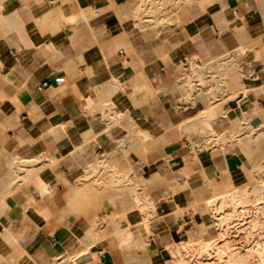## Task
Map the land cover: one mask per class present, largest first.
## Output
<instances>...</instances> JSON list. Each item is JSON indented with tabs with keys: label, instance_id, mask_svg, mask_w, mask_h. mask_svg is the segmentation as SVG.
Wrapping results in <instances>:
<instances>
[{
	"label": "crops",
	"instance_id": "crops-1",
	"mask_svg": "<svg viewBox=\"0 0 264 264\" xmlns=\"http://www.w3.org/2000/svg\"><path fill=\"white\" fill-rule=\"evenodd\" d=\"M107 3L108 0H74V3L70 0L63 7L65 15L59 20L42 24L34 17H39L49 10L51 5L47 2L41 8L37 7L33 0H0V36L5 35L9 27L17 23L21 26L24 24L34 44L33 47L27 33L18 32L22 44L26 48H33L17 53L7 40L0 39V62L4 64L0 69V146L9 152L16 150V155L10 158V162L0 165V168H3L0 172V184L7 175L14 174L18 167L20 171H24V165L36 164L34 165L36 168L28 170L27 178L31 190L36 193L35 197L27 200L26 196L18 194L15 198L9 199L10 194L0 192V264H117L116 253L111 246L101 250L94 242L97 238L93 231L97 227L95 221L101 217L92 216L89 219L88 210L74 207L71 199L68 200L67 209H62V200L52 195L49 185L50 178L56 174L62 158L60 155L66 154L61 151L55 157L49 155L52 144L56 143L57 152L69 143L79 145L83 140L87 145L90 137L92 140L98 139L93 132L99 133L107 126L108 121L103 119L106 117L115 119L110 114V108L114 106L110 105V100L105 99L104 89H110L108 96L124 92L129 86L140 91L139 82L142 80L143 87L148 88L144 73L137 70V63L133 62V53L128 50L131 46L125 47L124 53L118 51L122 37L116 35L122 33L123 29L112 11L90 21L91 27L88 32L87 29L82 31L77 27L81 18L87 21L86 12L98 11L106 7ZM116 3L122 5L125 0H116ZM77 10L80 13L79 17L75 14ZM205 11L209 15L203 16L195 26L189 25V33L200 32L205 45L213 54L219 48L217 41H220L229 48L226 55L238 53L247 64L253 65L255 74L249 72L247 78L241 79L250 88L261 87L246 88L247 93L241 103L245 102L254 119L264 120V72H261V64L264 63L262 45L264 6L257 3V0H215ZM214 13L216 15L211 18V14ZM256 20L260 22L250 23ZM65 25L68 26L64 28ZM37 28H41L42 32L61 33L55 37L51 34L41 37ZM224 31L226 32L223 33ZM127 34L129 42L133 44L137 53L141 54V58L146 63H151L154 59L152 51L154 44L145 41L135 32ZM16 38L15 33L10 34L9 39ZM89 47L93 49L91 52H87ZM246 47L249 49L242 52ZM113 48L117 49L115 53H112ZM159 59L163 61L167 57ZM156 64L159 68L164 67L159 61H156ZM142 66L143 61L140 60V67ZM14 67L17 70L13 69ZM153 71L158 73L155 68ZM133 73L135 76L129 80ZM56 78H63L64 82L56 86L53 84ZM43 82H48L50 86L42 88ZM244 83L239 85L240 89L245 87ZM148 91L152 94L151 88H148ZM116 99L121 101L120 110H123L125 105L131 107L129 101L137 106L141 103L136 100L135 92L129 94L128 100L123 95L117 96ZM141 110L147 111L143 108ZM117 116L121 114L118 113ZM116 123H119V119H116ZM155 130L154 124L153 131ZM118 131L114 130V134ZM138 135L143 136L145 141L151 139L147 132H140ZM99 140L104 142L106 137L101 135ZM18 144L22 147L17 148ZM180 148L177 140H165L161 136L159 140L146 143L144 153L145 155L160 153L163 158L170 160L172 157L167 154H173L175 157ZM245 154L247 155V152ZM29 157L33 158L26 159ZM180 159L185 161V168L181 171L188 175L193 165L201 158L194 155L191 159L187 156L183 158L181 156ZM203 161L204 165L208 164L207 154ZM39 162L43 163V167L38 164ZM240 163V159L232 156L225 160L222 174L227 180L223 185L224 190L217 191L213 188L214 194H207L202 184L199 185L202 188L197 190L200 177L194 175L190 181V188L185 190L182 196H176V192L183 191L188 187L187 184L183 188H171L170 194L166 193L161 197L163 203L153 199L152 195L156 198L162 196L167 191L168 179L172 177L164 176L158 166H153L150 169L154 174L152 177L143 175L137 177L140 183L132 190L136 197L135 207L127 211L113 212L104 218L111 221L115 228L114 239L120 248L125 245L138 247L140 241L135 238L136 232L142 231L144 236L149 238L144 247L150 248L157 256V264L161 254L157 252L156 241L163 245V258L169 264L171 252L182 240L197 241L198 239L192 237L198 236L199 232H204L202 238L205 233L214 237L216 232L211 227L208 228L213 219L207 212L206 205L210 206L215 196L222 197L235 190L238 197L245 192V197L253 200L254 205L257 201L259 205H264V194L261 192L257 196L254 194V189L264 188V179H260L253 170ZM159 164L163 165L164 161L160 160ZM170 166L173 172L179 170L175 159L170 161ZM229 166L233 173L238 166L241 167L247 182L239 187L234 186L228 172ZM220 167L221 165H216L217 169ZM113 171L115 172V168ZM200 172L201 175L204 174L203 166ZM57 179L60 177L57 176ZM113 179L115 183H119ZM205 180H208L207 176ZM51 182L55 183L54 180ZM141 184L144 185V192L138 194ZM120 195L118 192L113 194V203ZM201 198H204L203 203ZM69 213L76 215L77 218L83 215L90 227L86 231L72 229L67 222ZM254 213L262 217L264 212L259 210V214L257 211ZM145 214L149 215L148 222L152 223L151 226L141 224ZM130 215L133 221L139 220L138 223H129ZM116 221H119V224ZM120 225L126 227L121 230ZM90 240L93 242L89 243Z\"/></svg>",
	"mask_w": 264,
	"mask_h": 264
},
{
	"label": "clouds",
	"instance_id": "clouds-1",
	"mask_svg": "<svg viewBox=\"0 0 264 264\" xmlns=\"http://www.w3.org/2000/svg\"><path fill=\"white\" fill-rule=\"evenodd\" d=\"M46 2L51 5L49 10L39 17H34L42 24L59 20L62 15H65L63 7L70 0H33V3L41 8ZM71 2L74 3V0ZM214 2L215 0H125L124 4L118 5L116 0H108L107 6L98 11L89 7L94 12H86L87 21L81 18L77 25L80 30L87 29L88 32L91 27L90 21L112 11L117 23L123 29L122 33L116 35V37H122L118 51L124 53L125 47L131 46L128 50L133 53V62L137 63V70L144 73L148 88L152 89L150 94L148 88L143 87V80L139 82L140 91L129 86L124 92L108 96L110 89H104L105 99L110 100V105L114 106L110 108V114L115 119L107 117L103 119L108 121L107 126L99 133L93 132L98 139L92 140L90 137L87 145L83 143V140L79 145L69 143L64 149H58V152L56 143H53L49 150V155L53 157L61 151L66 153L60 155L62 158L56 174L50 178L52 195L62 200V209H67L68 200L71 199L74 207L88 210L89 219L92 216L101 217L100 220L95 221L97 227L93 231L97 234V238L94 242L101 250L111 246L116 253L117 264H157V256L151 252L150 248L144 247L149 242V238L145 237L142 231L136 232L135 238L140 241L138 247L125 245L120 248L114 239L115 228L112 222L104 219L113 212L127 211L135 207L136 197L132 190L140 183L137 177L140 175L152 177L154 174L150 169L153 166H158L164 176L172 177L168 179L167 191L162 196L156 198L151 193L153 199L161 203L164 202L161 197L166 193L170 194L171 188H183L187 184L188 187L183 191L176 192V196H182L184 191L190 188V181L194 175L200 177L197 190L204 187L207 194H214L213 188L217 191L224 190L223 185L227 177L222 174L223 165L229 156L240 159V165L253 170L257 177L264 179V120L254 119L252 111L247 109L245 102L241 103L244 97L237 95L241 90L239 85L244 83L241 78H247L249 72L254 73L253 65L247 64L238 53L226 55L229 48L220 41H217L219 48L213 54L205 45L200 32L190 34L188 31L189 25L195 26L203 16L209 15L204 9H208ZM257 3L264 6V0H257ZM75 14L78 17L80 15L78 10ZM215 15L216 13L211 14V18ZM259 22V20L250 21L252 24ZM66 26L68 25L64 28ZM107 26L108 21L105 22V27ZM37 29L41 37L49 34L55 37L61 33V31L42 32L41 28ZM18 32L28 35L26 26L17 23L7 28L5 35L0 36V39L7 40L17 53L24 49H32L34 44L30 36L28 35V38L32 41L33 47L26 48L18 38ZM128 32H135L145 41L154 44L152 48L154 59L151 63H146L141 58V54L137 53L133 44L129 42ZM11 33H15L17 38L9 39ZM92 50L89 47L87 52ZM106 51L109 54L108 50ZM116 51L117 49H112V53ZM160 57H167V59L161 61ZM140 60L143 61L142 67H140ZM156 61L164 67L159 68ZM3 67L4 64L0 62V69ZM121 67L125 69L123 64ZM154 68L158 70V73L153 71ZM13 69L17 70L15 67ZM261 72H264V63L261 64ZM133 76L135 73L129 80ZM244 86L249 89L261 87L250 88L245 83ZM133 92H135L136 100L141 102L139 106L129 101L131 107L125 105L123 110H120L121 101H118L116 97L123 95L128 100L129 94ZM144 101L146 103H143ZM142 108L147 111H142ZM118 113L121 116H117ZM116 119H119V123H116ZM154 124L155 131H153ZM116 129L119 131L114 134ZM140 132H147L151 139L145 141L143 136L138 135ZM101 135L106 137L104 142L99 140ZM161 136L165 140H177L181 145L175 157L173 154H167L172 157L170 160L163 158L160 153L147 155L144 153L145 144L159 140ZM19 147L22 146L18 144L17 148ZM213 153H215L214 158ZM205 154L209 161L207 165H204L203 161ZM15 155V149L9 152L0 146V165L10 162V158ZM194 155L201 159L193 165L190 173L185 175L181 171L185 168V161L180 158L187 156L191 159ZM173 159L179 169L175 172L170 166V161ZM160 160L164 161L163 165L159 164ZM38 164L43 167L42 162ZM218 164L221 165L219 169L216 168ZM34 165L36 164L24 165V171H20L18 167L14 174L7 175L0 184V192L5 195L10 194L9 199L15 198L18 194H23L27 200L35 197L36 193L31 190L27 179L28 170L36 168ZM201 166L204 167L203 175L200 172ZM2 171L3 168H0V172ZM121 172L124 175H118ZM228 172L234 186L239 187L247 182L241 167L238 166L233 173L229 166ZM57 176L60 177L59 180ZM205 176L208 178L207 181ZM113 178L119 183H115ZM53 180L55 183L51 182ZM97 181L101 183L98 184ZM200 184L202 187L199 186ZM117 192L121 195L113 203L112 196ZM143 192L144 185L141 184L138 194ZM203 202L204 198H201V203ZM138 221H133L130 215L129 223L136 224ZM67 222L72 229L79 228L86 231L90 227L83 215L77 218L76 215L69 213ZM116 223L119 224V221ZM125 227L126 225H120L121 230ZM133 231L136 230L133 229ZM203 238L212 239L213 237L205 233ZM92 242L89 241V243ZM156 242L157 252L161 254L158 264H167L163 258V245L159 241ZM121 253H123L122 257ZM189 264H191L190 261Z\"/></svg>",
	"mask_w": 264,
	"mask_h": 264
},
{
	"label": "bare ground",
	"instance_id": "bare-ground-1",
	"mask_svg": "<svg viewBox=\"0 0 264 264\" xmlns=\"http://www.w3.org/2000/svg\"><path fill=\"white\" fill-rule=\"evenodd\" d=\"M246 93V87H242L240 95L244 97ZM260 192L264 194V188L254 189L256 196ZM211 201L212 204L206 205V209L216 225L212 223L208 228H214L216 234L196 249V252L200 251V253L192 264H264V239L260 234L261 229H264L263 216L259 217L254 213L257 211L259 214V210L262 211L264 206L259 205L258 201L254 205L253 200L245 197V194L243 197H238L235 190L222 197L215 196ZM221 217H225L226 221L217 224V220ZM148 219L149 215L145 214L141 224L151 226L152 223L148 222ZM178 255L180 256V253ZM172 259L171 264L186 262L182 263L183 257Z\"/></svg>",
	"mask_w": 264,
	"mask_h": 264
},
{
	"label": "rangeland",
	"instance_id": "rangeland-1",
	"mask_svg": "<svg viewBox=\"0 0 264 264\" xmlns=\"http://www.w3.org/2000/svg\"><path fill=\"white\" fill-rule=\"evenodd\" d=\"M206 9H204V11H205ZM171 27H175V26H171ZM177 31H179V29H177ZM262 45L264 46V41L262 42ZM249 49V47H246V48H244L243 50H242V52L244 51H247ZM197 63H198V61H197ZM242 89V88H241ZM237 95H240V93L239 94H237ZM230 99H233V98H230ZM244 193L245 192H243L242 194V196L241 197H243L244 196ZM264 206V205H263ZM262 212H264V207H263V209H262ZM212 218V217H211ZM213 219V218H212ZM263 220V222H264V214H263V218H262ZM218 221V223L217 224H222V223H224L226 220H225V217H221L220 219H218L217 220ZM212 223H215L214 222V219H213V222ZM215 225H216V223H215ZM213 230H214V228H213ZM204 232H199V234H198V236H196V237H192V239H198L197 241H193V242H189V241H187L186 240V242H184V240H182V242L180 243H178L177 244V246H175V248L173 249V251L171 252V253H173L172 255H173V257H171L170 256V263L169 264H171V262H172V258H177V259H182V257H183V260H182V263L183 262H185V263H183V264H189V262H187V261H191V264L193 263V261H195V258L199 255V253H200V251H198V252H196V249H198V248H200L201 246H202V244L203 243H207L209 240H204L203 238H202V234H203ZM261 237L264 239V229L262 230L261 229ZM198 237H200V238H198ZM188 243V245H186ZM187 248V249H186ZM179 249V250H178ZM177 250H178V252H177ZM189 250H191V252L189 251ZM194 250V251H193ZM184 251H187V252H184ZM176 253H177V255H176ZM180 253V256H181V258H180V256L178 255ZM185 253V254H184ZM184 254V255H183ZM186 255V256H185ZM190 256V257H189Z\"/></svg>",
	"mask_w": 264,
	"mask_h": 264
},
{
	"label": "built area",
	"instance_id": "built-area-1",
	"mask_svg": "<svg viewBox=\"0 0 264 264\" xmlns=\"http://www.w3.org/2000/svg\"><path fill=\"white\" fill-rule=\"evenodd\" d=\"M63 82H64L63 78H56V79L53 80V84L56 85V86L61 85ZM49 86H50V84L48 82H43L41 84L42 88H48ZM52 243L54 244V241Z\"/></svg>",
	"mask_w": 264,
	"mask_h": 264
}]
</instances>
